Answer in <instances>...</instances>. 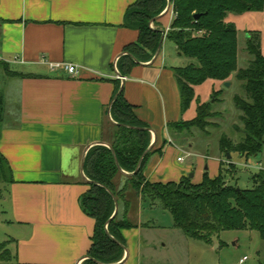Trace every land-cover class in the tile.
I'll use <instances>...</instances> for the list:
<instances>
[{
  "label": "crops",
  "instance_id": "obj_1",
  "mask_svg": "<svg viewBox=\"0 0 264 264\" xmlns=\"http://www.w3.org/2000/svg\"><path fill=\"white\" fill-rule=\"evenodd\" d=\"M136 1L0 0V61L8 76V109L0 127V154L10 170L6 264H83L88 258L95 219L80 202L89 189L86 156L108 142L116 67L139 35L124 26ZM175 17L171 4L156 19L165 38ZM51 63L76 64L81 73L73 77ZM173 66L161 50L155 60L139 61L120 82L137 117L151 128L154 148L169 141L149 159L146 177L168 182L193 174L200 182L205 171L217 176L223 160L207 164L208 156L193 143L178 141L184 135L167 131L169 122L197 114L196 107V114L187 116L192 105L181 112ZM183 151L198 157L196 162L179 161ZM130 198L129 217L137 226L122 230L125 254L113 264H161L156 262L159 226L144 216L148 202L135 193Z\"/></svg>",
  "mask_w": 264,
  "mask_h": 264
},
{
  "label": "trees",
  "instance_id": "obj_2",
  "mask_svg": "<svg viewBox=\"0 0 264 264\" xmlns=\"http://www.w3.org/2000/svg\"><path fill=\"white\" fill-rule=\"evenodd\" d=\"M169 2L176 17L166 37L175 44L179 56L197 61L172 67L180 91L181 112L188 110L195 99V87L208 80L226 82L236 74L238 80L246 82L249 101L234 97L236 107L243 112L246 136L239 143L226 135L220 139V151L227 159L225 170L234 177L235 164L228 162V154L236 152L249 157L262 152L264 146V55L255 32L256 37H250L248 45L254 59L247 68L238 67V31L234 23L227 21V15L263 11L264 0H137L125 13L124 26L138 30L139 35L136 42L125 47V54L118 61L122 76L129 74L139 61L154 58L163 33L151 24L157 23L156 18ZM114 83L110 109L114 139L93 146L86 156L89 189L80 202L84 212L95 219V230L83 264H113L123 259L127 243L122 230L137 226L129 217L132 193L152 205L159 202L171 213L174 227L190 238L211 243L221 231L250 229L257 230L264 239V169L253 175L249 188L227 181L224 161L217 176L211 177L205 171L200 182H194L191 175L178 181H150L145 167L152 155L161 154L169 141L164 138L162 146L154 148L151 128L137 117L135 106L121 90L120 79ZM217 93L220 91L214 95ZM214 100V97L210 102L198 100L196 116L169 122L167 131L183 134L194 128L206 130L208 118L214 114ZM2 162L10 174L0 154L1 166ZM4 248L5 244L4 247L0 244L2 259H6Z\"/></svg>",
  "mask_w": 264,
  "mask_h": 264
},
{
  "label": "rangeland",
  "instance_id": "obj_3",
  "mask_svg": "<svg viewBox=\"0 0 264 264\" xmlns=\"http://www.w3.org/2000/svg\"><path fill=\"white\" fill-rule=\"evenodd\" d=\"M227 21L234 23L238 31V67L247 68L254 59L248 50V45L249 38L256 37L255 32L259 35L260 48L264 55V10L245 13L230 12L227 15ZM151 25L154 26V24ZM161 50L168 63L175 66H185L190 62L197 63L194 59L179 56L175 44L167 37L163 40ZM235 75L233 74L226 82L208 80L195 87L196 96L191 103L192 110L188 109L187 116L196 114L198 100L210 102L213 97L215 98L212 107L214 114L208 118L209 125L206 130L194 128L192 131L181 134L184 136L178 141L183 142L185 146L190 142L193 143L194 150L208 156L207 164L220 157L225 162L223 172L227 181L238 184L241 188H249L253 184V175L264 169V146L262 152L257 155L246 157L236 152L232 154L228 162L235 164L234 177L225 170L227 159L220 151V139L223 135L234 143L242 142L246 136L241 119L243 112L236 107L234 97L238 95L247 101L249 98L244 87L246 82L238 80ZM227 82L229 86L226 85ZM7 83L8 76L5 67L0 63V127L4 113L8 109ZM216 91L220 93L214 95ZM105 131V139L112 141L114 139L113 128L107 126ZM189 157V160L192 159L195 162L198 159L192 156V153ZM8 179L7 166L0 165V244L3 247L11 230L6 222L8 217L6 211L9 206V202L5 199L8 195ZM157 203L156 207L148 203L144 214L145 220L149 219L159 226L156 230V237L159 242L160 255L156 262L161 264H236L241 258L247 257L244 264H264V239L257 230H224L213 237V242L207 243L190 238L182 230L174 228L171 213L162 208L159 202ZM163 243H166L165 246H162ZM3 252H5L6 259H2L0 255V264H6L7 261L8 252L7 250Z\"/></svg>",
  "mask_w": 264,
  "mask_h": 264
},
{
  "label": "built area",
  "instance_id": "obj_4",
  "mask_svg": "<svg viewBox=\"0 0 264 264\" xmlns=\"http://www.w3.org/2000/svg\"><path fill=\"white\" fill-rule=\"evenodd\" d=\"M153 26V25H151ZM51 67L52 69H56V68H60V69H63L65 70L70 76H79L80 73H81V67H79L78 65L76 64H72V63H61V64H54V63H51ZM116 71H117V77L123 81L126 79L125 76H122L120 73H119V70L118 68L116 67ZM184 155L180 156L178 158L179 161H185L186 157H189L191 155V153H187V151H183ZM247 257H243L240 259V261L236 264H244L245 261H246Z\"/></svg>",
  "mask_w": 264,
  "mask_h": 264
},
{
  "label": "water",
  "instance_id": "obj_5",
  "mask_svg": "<svg viewBox=\"0 0 264 264\" xmlns=\"http://www.w3.org/2000/svg\"><path fill=\"white\" fill-rule=\"evenodd\" d=\"M170 6H171V3L169 2L167 7L169 8ZM158 17H159V16H158ZM158 17H157V18H158ZM195 17L198 18L199 15L196 14ZM157 18H156V19H157ZM162 33H163L162 40H161V43H160V45H159V48H158V50H157V52H156V54H155L153 60H155V58L158 56L159 52L161 51L162 43H163V40H164V38H165V31H162ZM226 85L229 86L230 84L227 82ZM122 89H123V85L121 86V90H122ZM109 112H110V111H109ZM152 144H153V143H152ZM150 148H151V147H150ZM148 150H149V149H148ZM148 150H147V151H148ZM230 158H231V155L228 154V159H230ZM117 164H118V162H117ZM191 177H193V174H191ZM117 210H118V207H117L116 211H117Z\"/></svg>",
  "mask_w": 264,
  "mask_h": 264
}]
</instances>
